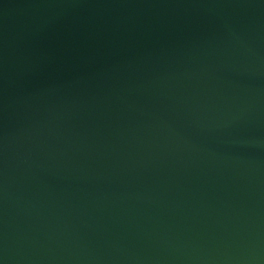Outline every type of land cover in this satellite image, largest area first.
<instances>
[{"label":"water","instance_id":"1","mask_svg":"<svg viewBox=\"0 0 264 264\" xmlns=\"http://www.w3.org/2000/svg\"><path fill=\"white\" fill-rule=\"evenodd\" d=\"M0 264H264V0H0Z\"/></svg>","mask_w":264,"mask_h":264}]
</instances>
